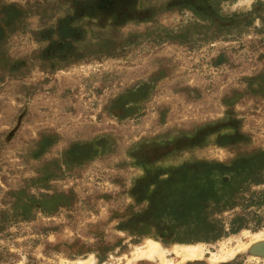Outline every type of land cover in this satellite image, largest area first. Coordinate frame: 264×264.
Masks as SVG:
<instances>
[{
	"label": "rangeland",
	"instance_id": "rangeland-1",
	"mask_svg": "<svg viewBox=\"0 0 264 264\" xmlns=\"http://www.w3.org/2000/svg\"><path fill=\"white\" fill-rule=\"evenodd\" d=\"M0 264H264V0H0Z\"/></svg>",
	"mask_w": 264,
	"mask_h": 264
},
{
	"label": "bare ground",
	"instance_id": "bare-ground-1",
	"mask_svg": "<svg viewBox=\"0 0 264 264\" xmlns=\"http://www.w3.org/2000/svg\"><path fill=\"white\" fill-rule=\"evenodd\" d=\"M201 249L200 247H197V246H187V245L182 246L181 245L180 247H178V249H173L174 250L173 252H175L176 254H178V256H181L184 259H191V258L195 259L196 257H199V256L201 257L203 253L202 252L203 250L201 251ZM145 252H146V256L148 257L159 256L162 258V261L164 260V254H166L165 251L161 248L160 244H158L155 241H151L148 243L146 249L143 250L144 254Z\"/></svg>",
	"mask_w": 264,
	"mask_h": 264
},
{
	"label": "trees",
	"instance_id": "trees-1",
	"mask_svg": "<svg viewBox=\"0 0 264 264\" xmlns=\"http://www.w3.org/2000/svg\"><path fill=\"white\" fill-rule=\"evenodd\" d=\"M208 201V199H202V200H198L195 204H196V207H198V210H199V206H201V205H203V203H206ZM197 218H199V216H201V215H195ZM199 220V222H201L200 221V218L198 219ZM199 222H197V223H199ZM197 225H199V224H197ZM241 223H240V225L237 227V228H241ZM208 232H213V235H218V232H220V230L219 229H214V230H212V231H208Z\"/></svg>",
	"mask_w": 264,
	"mask_h": 264
}]
</instances>
